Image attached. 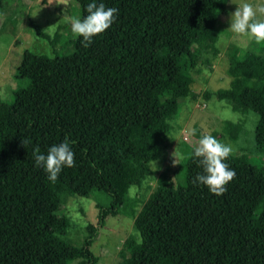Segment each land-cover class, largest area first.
<instances>
[{
    "label": "trees",
    "instance_id": "obj_1",
    "mask_svg": "<svg viewBox=\"0 0 264 264\" xmlns=\"http://www.w3.org/2000/svg\"><path fill=\"white\" fill-rule=\"evenodd\" d=\"M74 1L83 18L92 0ZM97 2L118 9L108 29L88 47L77 36L66 40L74 49L70 59L27 51L26 58L48 72L47 83L24 77L23 106L0 98V264H97L90 246L106 218L119 214L134 220L135 234L123 242L116 264H264V164L246 154L224 160L235 176L219 195L193 183L202 173L194 148L184 184L162 174L145 201L130 194L153 174L150 164L161 157L195 74L220 55L228 0ZM29 25L57 46L58 32L50 36L32 20ZM226 54L231 87L214 94L234 111L262 117L255 142L264 153V47L256 53L231 44ZM243 126L224 120L214 137L236 140ZM65 137L74 163L52 182L32 152L38 147L46 154ZM57 185L79 197L99 192L110 198L108 206L97 204L98 221L88 226L82 246L65 237L70 220L59 214L66 198L52 194ZM141 201L145 211L138 215Z\"/></svg>",
    "mask_w": 264,
    "mask_h": 264
},
{
    "label": "rangeland",
    "instance_id": "obj_2",
    "mask_svg": "<svg viewBox=\"0 0 264 264\" xmlns=\"http://www.w3.org/2000/svg\"><path fill=\"white\" fill-rule=\"evenodd\" d=\"M249 2L254 8L264 6V0H228L227 14L220 20V39L218 46L221 50L219 56L212 58L211 63L203 64L200 73L195 74L190 83L192 94L180 99L179 114L171 122L172 128L162 145L161 157L150 164L153 172L144 178L143 186L131 187L130 194L140 193L145 201L152 190L157 186L158 178L165 174L173 185L185 183L187 162L192 148L198 146L199 134H210L222 128L224 120L239 123L243 122V131L236 140L229 137H218V141L231 145V155L246 154L249 159L259 165L264 164V153L256 149L255 132L257 123L262 118L255 112H237L231 105L220 99L214 93L218 90H228L231 87L232 76L229 73V60L227 50L229 46L236 45L241 50H251L259 53L264 42L256 43L249 40L244 34L233 33L230 29V14L242 3ZM79 17L80 12L74 0H0V98L9 103L23 106L27 100L24 89L26 80L31 77L38 83L45 85L48 81V72L33 64L26 58L27 51L36 54L54 57L55 51L65 55L66 59L74 57V49L66 45V40L76 36L71 32L70 23L63 17ZM199 6L191 12V18L198 22ZM260 19L264 14H259ZM32 20L45 33L54 36L59 33V42L52 47L43 40L30 27ZM210 95V97H207ZM198 135V136H197ZM174 152L183 155L182 160L173 163ZM175 154V153H174ZM52 194L65 195L66 202L59 214L70 220L66 233L68 239L75 246H82L88 236V226L98 221L99 209L97 204L108 206L110 198L96 192L84 198L66 192L60 186L52 188ZM145 204L138 203V215L144 213ZM157 226V223L154 224ZM135 234L134 220L127 215L119 214L106 218V224L100 228L95 236L90 250L98 258L97 264H116L120 249L126 238Z\"/></svg>",
    "mask_w": 264,
    "mask_h": 264
},
{
    "label": "clouds",
    "instance_id": "obj_3",
    "mask_svg": "<svg viewBox=\"0 0 264 264\" xmlns=\"http://www.w3.org/2000/svg\"><path fill=\"white\" fill-rule=\"evenodd\" d=\"M85 12L83 18L65 15L63 18L70 23L71 32L80 38V43L88 47L95 35L104 32L114 22L118 9L92 0L85 5ZM258 13L264 14V6L254 8L249 2L242 3L230 14L229 29L233 33L246 35L256 43L264 42V19H260ZM232 151L231 145L221 143L210 134H203L191 153L202 167V173L196 175L193 183L203 184L211 193H223L226 190L224 186L235 176L234 170L224 163ZM174 153L173 163L184 158L181 153ZM32 155L34 163L44 170L46 178L52 182L63 167H72L74 163V153L67 137L63 142L51 145L46 154L37 147L33 149Z\"/></svg>",
    "mask_w": 264,
    "mask_h": 264
}]
</instances>
